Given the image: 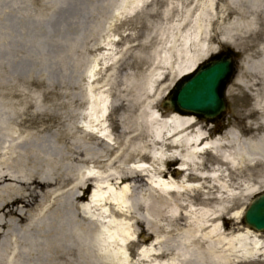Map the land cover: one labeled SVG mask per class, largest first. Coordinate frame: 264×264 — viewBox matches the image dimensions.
Wrapping results in <instances>:
<instances>
[{"label":"bare ground","instance_id":"bare-ground-1","mask_svg":"<svg viewBox=\"0 0 264 264\" xmlns=\"http://www.w3.org/2000/svg\"><path fill=\"white\" fill-rule=\"evenodd\" d=\"M128 1L117 0L114 11ZM196 3L159 42L160 79L174 72V83L217 51L210 28L219 18L233 19L228 34L264 30V0H227L219 11L214 0ZM40 6L0 0V264H130L118 251L132 243L130 221L153 235L149 250L137 253L143 263L264 261V232L223 229L235 202L243 200L242 212L230 217L238 222L264 190L257 170L264 163V98L253 100L252 134L230 127L215 139L216 130L196 115L161 110L166 91L157 95L151 78L144 83L151 96L139 90L129 111L122 99L107 100L106 85L77 94L72 46L62 86L58 32ZM23 37L28 42L20 43ZM258 51L247 68L264 79V45ZM138 212L167 223L151 225Z\"/></svg>","mask_w":264,"mask_h":264},{"label":"rangeland","instance_id":"rangeland-1","mask_svg":"<svg viewBox=\"0 0 264 264\" xmlns=\"http://www.w3.org/2000/svg\"><path fill=\"white\" fill-rule=\"evenodd\" d=\"M133 1H136V4L130 5ZM196 1L129 0V4H126L124 8L114 11L117 0H57V7H54V2L51 0H41V11L51 18V23L55 24L58 32L59 83L65 86L68 81L67 47L71 45L72 80L79 87L73 91L77 94L85 95L90 88H96L98 84L106 85L104 95H107V100L122 99L126 107L125 111H129L139 102L136 98L139 90L143 93L142 97L150 95L152 90L151 88L145 90L147 84L144 86V83L147 78H151L152 89H157V95H162L170 89L174 72L169 74L165 72L163 78H159V72L155 70L159 58V42L173 32V26L179 20L194 13L197 8ZM214 1L218 11L222 5H229L227 0ZM209 14L212 15V13ZM232 22V18L225 20L219 18L211 24L210 28V45H217V51L232 47L241 53L237 74L234 77V81L237 79L238 82L232 81L228 85L231 88L230 93H227L228 87L226 89L228 107L220 122L219 133L226 128L234 127L240 128L249 135L253 131L248 128V122L255 120L257 116L253 110V100L256 96L264 98V79L257 72L250 73L247 65L250 59L258 57V48L264 45V30L228 34L225 28L230 27ZM48 28L47 25L42 26L43 30L47 31ZM42 37L45 39V45L49 47L47 37L45 35ZM222 38L232 41L220 42ZM20 40L21 43L28 42L29 39L23 37ZM89 69L92 70L91 74L87 73ZM90 77L93 78L89 80ZM94 79L98 82H93ZM84 110L86 111L87 107ZM127 116L125 112L124 118ZM215 129L216 127L213 131ZM115 134L117 132L112 134L113 138ZM177 164L179 163L175 165ZM257 170L264 183V163L259 165ZM261 189H264V185ZM242 201L235 202L229 214L223 219V229L228 233H234L241 227V218L235 222L230 217L235 212H242L244 208ZM137 216L147 218L151 225L159 226L167 223L141 212H138ZM157 232L162 238L170 237L163 230H157ZM127 233L132 243L118 250L119 254L125 258L130 257L132 259L130 264H147L137 260V253L149 250L153 240L151 231L143 227L139 228L130 221ZM143 240L146 241L143 242ZM110 251L112 250H107V252ZM249 264H264V261Z\"/></svg>","mask_w":264,"mask_h":264},{"label":"water","instance_id":"water-1","mask_svg":"<svg viewBox=\"0 0 264 264\" xmlns=\"http://www.w3.org/2000/svg\"><path fill=\"white\" fill-rule=\"evenodd\" d=\"M240 53L225 48L200 63L197 69L176 81L161 101L164 109L190 113L214 122L225 111L224 91L234 76ZM242 225L256 232L264 231V191L256 195L244 212Z\"/></svg>","mask_w":264,"mask_h":264}]
</instances>
